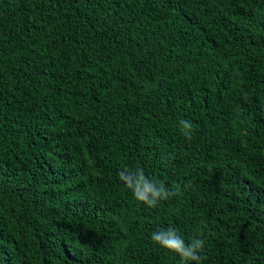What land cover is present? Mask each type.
Wrapping results in <instances>:
<instances>
[{
	"label": "trees",
	"instance_id": "16d2710c",
	"mask_svg": "<svg viewBox=\"0 0 264 264\" xmlns=\"http://www.w3.org/2000/svg\"><path fill=\"white\" fill-rule=\"evenodd\" d=\"M169 227L264 264V0H0V264H180Z\"/></svg>",
	"mask_w": 264,
	"mask_h": 264
},
{
	"label": "clouds",
	"instance_id": "9594fccd",
	"mask_svg": "<svg viewBox=\"0 0 264 264\" xmlns=\"http://www.w3.org/2000/svg\"><path fill=\"white\" fill-rule=\"evenodd\" d=\"M180 126L183 136L189 141L192 140L193 124L181 119ZM89 163L91 164V161ZM118 176L124 185L132 191L135 199L149 208H156L161 201L176 195L174 187L169 189L164 182L148 177L144 168L139 166L135 169L124 168L119 171ZM151 240L176 254L180 259V264H202V261L206 259L203 239L194 237L186 243L171 227L154 231L151 234Z\"/></svg>",
	"mask_w": 264,
	"mask_h": 264
}]
</instances>
